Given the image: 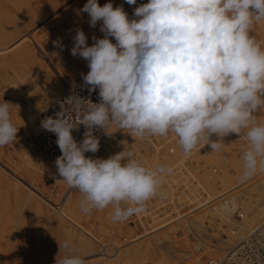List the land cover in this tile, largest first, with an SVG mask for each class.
<instances>
[{
    "label": "clouds",
    "instance_id": "clouds-1",
    "mask_svg": "<svg viewBox=\"0 0 264 264\" xmlns=\"http://www.w3.org/2000/svg\"><path fill=\"white\" fill-rule=\"evenodd\" d=\"M80 11L88 14L91 27L102 22L103 38L93 37L88 46L85 33L77 29L70 50L87 61L82 80L90 92L99 90L100 100L83 111L79 125L86 131L80 142L72 135L78 126L63 110L43 119L41 127L57 137V173L83 194L82 212L111 205L114 221L142 213L171 172L165 165H142L130 151L107 159L86 157L100 147L92 130L111 123L140 137L174 133L185 155L202 138L211 151H219L225 136L244 134L243 176L264 168V123L255 119L264 110V48L250 34L253 23L264 20V0H148L134 9L131 20L122 5L111 2L100 6L98 0H87ZM67 100L81 113L82 98ZM10 104L0 103V146L14 142L19 130ZM63 247L70 250L71 243ZM56 264L86 261L66 255Z\"/></svg>",
    "mask_w": 264,
    "mask_h": 264
},
{
    "label": "rangeland",
    "instance_id": "rangeland-1",
    "mask_svg": "<svg viewBox=\"0 0 264 264\" xmlns=\"http://www.w3.org/2000/svg\"><path fill=\"white\" fill-rule=\"evenodd\" d=\"M14 1H17V0H2V2L4 3V7L13 11V12L8 13V15L11 16V18H7L4 16V20H3L2 17H0V20H2V21H0V48L2 49L3 53H5V54L10 53L11 54L12 52H14L13 50H17L22 45L23 48H20V49H22V51L24 50L23 52H25V53L28 49V51H27L28 54L26 53V55H25V53H23V56L20 55L21 56V57H19L20 59H17L18 61L17 60L15 61V63L17 62L20 64L19 65L16 63V65H18L17 67H19L17 69L11 68L9 63L0 60V103H3L4 101L11 103L9 105V108L14 109L18 113L19 116L23 117L24 123H26L27 126H31V125L35 124L36 132H37L39 125H38V123H36L34 121L33 116L36 113V111H34V109L32 107L34 104V98L30 97V99H29V97H28V99H26L25 97H23V98L22 97L21 98L16 97V95H15L16 93H18V94H25L28 96H32L35 93L36 96H38L39 93L45 89L46 85L43 83H40L38 81V76L36 74L29 72V71L34 72V70H35V72H36V70H38V68H39L40 71L41 70L42 71L40 72L38 70L37 71V72H39L38 74L42 75L43 73H45L46 77L45 76L44 77L47 79V76H49L48 81L53 82L56 79L55 76L57 77L59 74H61V72H65L72 65L71 62L74 60V58L76 59V61H78L81 58V57L77 58V56L71 55V52H69V50H68V49L71 50V48H72V47H70L71 42L68 38H74L76 35L74 32H77V29L83 30L85 35L89 34L88 35L89 37L86 36L88 38L87 39L88 46H91V44L94 43L93 37L103 38L104 33H102L100 31V27H101L102 22H98L96 27L93 28L89 24L90 18L88 16V14L80 11L83 8V6L87 3V0H66V1L65 0H32L31 2L29 0L17 1V3L19 5H21L22 7L29 6V9L27 12H22L24 9L19 8V6H17ZM145 1L148 2V0H145ZM145 1L136 0L135 5L127 4L125 2V0H98V3L100 6H103L104 4H106L108 2H111L113 4V7L122 5L124 8V11L128 14L129 19L131 20V19L135 18L134 17V9L138 6H140L142 3L146 4ZM39 7L40 8L42 7L43 10L45 8L46 11L39 9ZM18 11H21L18 13L19 17L17 16ZM33 11H34V13H32ZM0 14H3V13L0 12ZM14 14H16L17 17H13ZM29 15L31 17H33L32 20H31V17ZM36 16H38V17H36ZM41 16H44V17L42 18ZM12 18H14V19H12ZM38 18H39V20H38ZM41 19H42V21H40ZM43 19H45V20H43ZM49 20H50V22H49ZM3 22L5 23L4 27H2ZM37 22H38V24L35 27H32L34 31L32 30V28L29 29L30 30L29 33L25 31L26 37H23V34L22 35L20 34L21 38L19 36L18 38H15L18 40L14 39V40H12V42L10 41V39H11L10 38V31H7L6 27H10V30L12 29L11 33L18 32L19 30H21V33H23L24 29L29 28L30 25H33ZM39 22H41V23L39 24ZM44 25H46V26H44ZM62 27L66 28V29L64 30ZM5 31H7V32H5ZM64 31H66V32L69 31L68 36H70V37L64 36L65 35L64 33H66ZM54 32H55V34H54ZM57 32H58V34H57ZM66 35H67V33H66ZM38 36H40V37H38ZM62 37L64 38L63 41H62ZM65 38H66V44L64 43ZM58 40L60 41L59 46H54L53 41H58ZM256 40L259 43H263L258 36H256ZM16 42L17 43L19 42L21 45L19 43L17 44ZM68 42H69V46H67ZM114 43H115V41H114ZM15 44H17L19 47ZM71 45H73V44H71ZM262 45H264V44H262ZM262 45H261V47H262ZM263 48H264V46H263ZM25 49H26V51H25ZM62 49L63 50L65 49V51H67V53L65 51H63L64 53L62 55V51H61ZM16 54H19V53H16ZM27 55H28V57H27ZM59 55H61L62 57H64V56L65 57L62 58L61 56L59 57ZM70 55L72 56L73 60H72ZM23 57H25V58H23ZM65 58L66 59L71 58L70 60H72V61H68L69 59L66 60ZM60 60H62L61 63L63 64V66L60 63ZM80 60H82V58ZM76 61L74 60L73 62L77 63ZM25 62H26V64H25ZM64 64L66 66H64ZM30 65H32V67L27 68L28 66L30 67ZM59 66L62 68L63 71L61 70V68ZM64 67H65V70H64ZM66 67H67V69H66ZM25 68H27L29 71ZM35 68H37V69H35ZM53 68H55V69H53ZM32 69H34V70H32ZM43 69H45L47 71V75H46V71ZM50 69L51 70L53 69V70L51 71ZM48 70L50 72H48ZM54 70H56V71H54ZM22 71H25V72H22ZM53 78H55V79H53ZM74 82H76V81H73L71 86L74 84ZM38 89H40V90H38ZM63 92H65V91H63ZM60 95H57L56 97H58ZM20 104H21V106H19ZM255 119H256L257 123H261V119L258 116H256ZM12 123L19 129L18 133H17V138L12 143H9L5 146H0V169H1V171L3 170V172L6 174L8 180H11L13 182L16 180H20V181H22L24 186L21 185V189H20L21 194H20V193H16L15 187L13 186L12 183H10V182L6 183V181H4V180H1V182H0V217H2L0 219V230H3V231H0V259H4L3 257L8 258V257H11L12 255H16L17 256L16 259H18V260H22V259L28 260L29 258H31L33 256V254L34 255L35 254H41L42 252L45 253L46 251H50L51 249L59 250V245H61L62 248L61 247L60 248L63 250L64 249L63 243L65 241H69L71 243V245L76 244V243L77 244H80V243L87 244V245H89V248H91L92 244L97 242V244H95L96 250L94 252H91L92 254L89 253L86 255H78L79 254L78 252H73V251L72 252H70V251L65 252L66 255H78V256L85 259L86 264H91L94 261V258L97 259V257L99 258V257L106 256V254L104 255V252L101 250V248L105 247L103 242L99 241L96 237H94V231H96V230L98 232H100V235L105 237L106 243H113L114 245H118V246L122 245L124 248H126L127 246H131L132 243H129V241H131L130 239H132L134 236L132 238H130V236L133 235L134 233L138 232V230L136 228H138L139 231L141 232L140 227L136 226V228H134V227L128 225L126 223V220L114 221L112 219V214H113L114 209H113V206H111V205H109L104 210L92 209L88 213L82 212L80 209V202L83 199V194L80 193L78 190L71 188V189H69V191L67 192V195H66V191L68 190L69 186L67 185V183L64 180H62V178L60 176L56 175L54 173V171L51 170V169H55V166H56L54 164L53 160H51L50 158L45 156L41 151H38L39 153L41 152L40 153L41 155H43L42 156L43 158L40 159V161H41L40 165H38L37 163H32L27 159H24L25 157H23V155H22L23 154V147L28 146L29 142L28 143L26 142L28 140L25 139V136L22 133L21 128H19L20 125H18L17 123H14L13 121H12ZM128 134H130V132H128ZM131 134H132V132H131ZM123 135H124V132L122 134L120 133V135L118 134V136L115 139L116 141L114 140L113 142L110 143L111 144L110 146L113 149H115L117 147V146L115 147L114 144L119 140V138H120L119 136H123ZM129 136H133V135H129ZM129 136H127L126 139ZM213 136L216 137L215 135H213ZM213 136L211 138H213ZM230 136H232V135L229 134V137ZM133 137H135V136H133ZM133 137H131V139L129 137L130 140L128 139V140H126V142L128 144L133 143L134 140H132V139H135ZM161 137H164V136H161ZM242 138L244 139L245 136L244 137L242 136ZM224 139H225V137H224ZM224 139L220 141L221 145L223 144L224 147L222 145L219 151H215V152L213 151L214 153H216L213 155H214V157L217 156L216 158L218 160H220V164H217V165L220 168L222 167L223 170H225L227 168V170L229 171L235 165H237L238 159H239V161L240 160L242 161V159L237 157L238 156L237 152H234V150H233V147L235 146V144L234 145L230 144V143L234 142L233 136L230 137L232 142L230 141L229 144H225ZM203 140H204L203 143H205V141H206V149H203V147L205 145L200 146V149L202 148V150H204L206 152V154H208V156H209V154L212 153V151L209 153V151L211 149L209 146H207L208 141L206 139H203ZM17 144H19V146ZM134 147H135V144H134ZM170 147L173 148L172 149L173 151H171ZM118 148H120V146H118L116 149H118ZM167 148H168V151H170L172 154H174V155L178 154L177 152L179 151V149L177 148V145H175V144L170 145L169 144V146L167 145ZM175 148H177V150ZM108 149H110V147L104 148L100 153L103 155V153L105 152L104 154H106ZM137 149H139V146L137 147ZM140 149H141V147H140ZM195 149L196 150H194V149L192 150V153L188 154L189 156L185 155L184 157L188 158V157H190L191 154H194V152L200 150L197 148V146ZM37 150H39V149H37ZM124 150L126 153V149H124ZM227 150H228V152H227ZM100 153L98 155H100ZM226 153L228 154V156ZM139 154H141L140 151H138V150L135 151L133 153L134 159H137V157L139 158ZM206 156L207 155H205V157ZM208 156L206 158L203 157L202 159L206 160L208 158ZM184 157H182V159H186ZM194 157L191 156L190 159H193ZM222 157L223 158L225 157L226 160H224ZM235 157L237 160L235 159ZM44 161L45 162L47 161L48 163H45ZM224 163L226 164V166H224L225 165ZM41 164H42V166H41ZM221 164L223 166H220ZM5 165L8 167L6 168ZM44 165H47L49 168L48 167H47V169L44 168L43 167ZM2 166L5 168H3ZM215 166H216V164H215ZM41 169H43V171ZM215 169L216 168L213 166V168L210 169V172L214 171ZM49 170H50V172H49ZM262 170L263 169L261 167L257 168V171L254 173L256 175L255 180L249 186H247V187L245 186V188L244 187L238 188L236 190H234L236 188L235 185L233 186L235 188H233V187L230 188V189H233L231 191L235 194L234 198H236L238 200V196H242L241 197L242 203L245 205V207H247V208L249 206L253 207V208L252 207L248 208V209L251 208L252 211H251V209L247 211V208H246L247 213L248 212L249 213L247 214L245 212L244 217H252L255 213H257V211H258V213L261 212L260 208H261V210H262V208H264V180H263L264 179V172L260 173ZM241 172H243V171H241ZM230 178H232V177H230ZM233 179H234V177L232 179H229L228 177L223 178V181H224L223 183H225L228 180L227 182H229L230 185L234 184V182L237 180V177H235V181H233ZM230 182H233V183H230ZM227 191H229V189H227ZM232 192H230V191H229V193L227 192L225 194V196L226 195L231 196ZM30 194H33L32 197L35 200L32 203V205L29 204V202H31V199L29 200V197L31 196ZM37 201H39V203L41 204V206L44 210L42 215L39 214L40 216H38V211L36 210V204L35 203ZM221 202L223 203L222 200H221ZM163 203H166V202H163ZM159 204L160 203L158 202V205ZM160 205H162V203ZM127 206H128V204H126V203L121 204L122 208L127 207ZM156 208H157V206H156ZM176 210L180 214L181 211H179L178 207L176 208ZM193 210H194V208L191 209L190 211H193ZM252 212H253V214H252ZM3 213H4V215H3ZM261 213H262V215L264 214L263 212H261ZM7 214H8V216H7ZM246 214L248 216H246ZM38 219H39V221H38ZM209 220L210 219L205 220V218H204L203 223H202V227H201V225L199 226V225L195 224V222H193V224H191V222H189V224L191 226H193L194 230H196L200 235H202L203 237L207 236V239L209 240L208 243L211 245V249L209 250L208 254L210 255L213 252H214L213 254H216L218 250L219 251H222V250L227 251L228 248L229 249L232 248L231 244H229V243L226 244V240L228 239L227 234H228V232H230L229 230L231 228H236V227H232V226H229L227 224H224L222 226H220V224L218 225L219 221H218V218H216L215 216L212 217L210 222H209ZM240 221H242V220H239L238 222H240ZM180 222H182V221H180ZM187 223H188V221H186L183 224L185 225ZM171 224H172V222H171ZM34 225H36V226H34ZM165 225H163V226H165ZM168 225H170V223H168ZM184 225H183V227H184ZM163 226H159L158 228L163 227ZM195 226H197V227H195ZM183 227H181L182 228L181 230L184 229ZM13 228H14V230H13ZM158 228H156V229H158ZM166 228H168V227L161 229L159 232L158 231L153 232L154 233L153 234V233H151L152 230L149 231V228L147 230V228L145 226L142 233L145 232V230H147V233L145 234V236L143 233L144 237H141V240L139 239L137 242H135L133 244L140 243L142 240H148L149 238L155 239L157 237V235L160 234L162 232V230H165ZM217 228H220V230ZM4 229H6V230H4ZM119 234H121V237H118ZM127 234H129V235H127ZM150 235H152V236H150ZM23 236H24V238H23ZM21 238L23 239V241ZM164 238L165 237L161 238L160 241L158 240L157 243L159 244V247H160L162 253H164V255L167 258H172L176 253H178V250H176V248L173 247V245H174L173 243L170 244L171 242H168L169 237H167L168 240H167V238H165V239ZM151 239H149V240H151ZM172 239H173V241L177 242L178 237L174 234ZM18 241H20L21 243ZM127 241H128V244H126ZM239 241H240V239H238V242ZM6 242H7V244H6ZM100 244H101V247H99ZM13 245L15 247H12ZM230 245H231V247H230ZM21 246H22V248H21ZM184 246H185L183 248L184 250L182 249L183 256L185 255L183 257V260H182L183 264L185 262H187L188 257H190V256L187 257V255H190L188 253V249L190 248L189 242L187 241L184 244ZM11 247H12V250H11ZM123 247L121 249H124ZM47 248L49 250H47ZM142 249L143 248H141L140 251L138 250L139 252L137 251V253H135V255L133 254L134 255L133 257L135 258L136 262H139V264H144V263H147V264H156L157 263L158 264L159 260L161 261V259H159V257L150 256V255L147 256L145 253H143L144 249L143 250ZM18 250L20 253L18 252ZM36 250H38V251L36 252ZM100 250H101V252L98 253ZM4 252H6V253H4ZM107 253H109V255H113V254L115 255L117 252L111 253V252L107 251ZM120 253H121V250H120ZM186 253H188V254H186ZM5 255H7V256L9 255V256L6 257ZM19 255H21L22 257ZM66 255H64V256H66ZM117 255H119V254H117ZM18 256L20 259L18 258ZM224 256H226V255H224ZM15 257L12 256V258H15ZM116 258H117V256H116ZM116 258L113 257V259H116ZM215 258H217V257H215ZM104 260H106V259H104ZM51 264H56V262H53Z\"/></svg>",
    "mask_w": 264,
    "mask_h": 264
},
{
    "label": "bare ground",
    "instance_id": "bare-ground-1",
    "mask_svg": "<svg viewBox=\"0 0 264 264\" xmlns=\"http://www.w3.org/2000/svg\"><path fill=\"white\" fill-rule=\"evenodd\" d=\"M17 1H19V0H17ZM17 1H14L15 2V4L17 5V6H19V8H23L24 10L22 11V12H27L28 11V9H29V6H26V7H22L21 5H19L18 3H17ZM30 2L32 1V0H29ZM66 1V0H65ZM143 1H145V0H143ZM145 3H147V1H145ZM143 4V3H142ZM141 4V5H142ZM9 5V4H8ZM29 5V4H28ZM39 9H41V10H43V8L41 7H39ZM34 10V9H33ZM44 10L46 11V9L44 8ZM43 10V11H44ZM48 11V10H47ZM0 12L1 13H3V14H0V17H2V19L4 20V16L5 17H7V18H11V16L10 15H8V13H11V12H13V11H11V10H9V9H7V8H5L4 7V3L2 2V0H0ZM19 12H21V11H18L17 12V16L19 17ZM32 13H34V11L32 12ZM39 13V12H38ZM37 13V14H38ZM47 15V14H46ZM16 16V14H14V16L13 17H17ZM30 16V15H29ZM40 16V15H39ZM31 17V16H30ZM36 17H38V16H36ZM42 18L44 17V16H41ZM32 18L33 17H31V20H32ZM12 19H14V18H12ZM38 20H39V18H38ZM43 20H45V19H43ZM0 21H2V20H0ZM40 21H42V19L40 20ZM32 22V21H31ZM34 22V21H33ZM44 22V21H43ZM49 22H50V20H49ZM41 22H39V24H40ZM4 22H3V26L2 27H4ZM32 24V23H31ZM38 24V22L37 23H35V24H33V25H30V27L29 28H27V29H24V32L23 33H21V30H19L18 32H13V33H11L12 32V29L10 30V27H6V29H7V31H10V41L12 42V40H14L15 38H18L19 36H20V38H21V35L23 34V37H26L25 36V31L26 32H28L29 33V29L30 28H32V27H35L36 25ZM43 24V23H42ZM44 26H46V25H44ZM43 27V26H42ZM64 30L66 29V28H64V27H62ZM9 29V30H8ZM62 29V30H63ZM68 29V28H67ZM32 30H33V28H32ZM39 30V29H38ZM7 31H5V32H7ZM34 31V30H33ZM36 31V30H35ZM32 32V31H31ZM44 32V31H43ZM64 32H66V31H64ZM50 33V32H49ZM66 33H67V35H66ZM66 33H64L65 35L64 36H68V33H69V31L68 32H66ZM75 34H76V32H74ZM21 34V35H20ZM53 34V33H52ZM54 34H55V32H54ZM57 34H58V32H57ZM56 34V35H57ZM250 34L252 35V36H254L255 38H256V36H258L260 39H261V41L263 42V43H260L261 45L262 44H264V20H262V21H260V22H254L253 23V26H252V29H251V32H250ZM27 35V34H26ZM45 35V34H44ZM89 35V34H88ZM88 35H86V36H88ZM28 36V35H27ZM55 36V35H54ZM72 36V35H71ZM22 37V38H23ZM38 37H40V36H38ZM68 37H70V36H68ZM67 37V38H68ZM73 37V36H72ZM89 37V36H88ZM91 37V36H90ZM51 38V37H50ZM52 39V38H51ZM69 40H70V42H71V44H74V38H68ZM88 39V38H87ZM90 39V38H89ZM110 39H112V42L114 43V41H115V39L114 38H111L110 37ZM15 40H18V39H15ZM64 40V38L62 37V41ZM68 41V40H67ZM94 41V40H93ZM14 42V41H13ZM17 43V42H16ZM19 43V42H18ZM17 43V44H18ZM64 43L66 44V38H65V41H64ZM92 43V42H91ZM17 44H15V45H17ZM20 44V43H19ZM70 44V47H73V45H71ZM88 44V43H87ZM90 44V43H89ZM21 45V44H20ZM18 46V45H17ZM16 46V47H17ZM67 46H69V42H68V45ZM66 46V47H67ZM91 46H92V44H91ZM263 46L264 45H262V48H263ZM19 47V46H18ZM17 47V48H18ZM65 47V48H66ZM69 47V48H70ZM20 48H23L22 47V45L17 49V50H13L14 52H12L11 54L10 53H8V54H5V53H3L2 52V49L0 48V60H2V61H4V62H7V63H9V65L11 66V68H15V69H17V68H19V67H17L18 65H16V63H15V61L17 60V59H20L19 57H21L20 55H22L23 56V53H25V52H23L22 51V49H20ZM64 48V47H63ZM68 49V48H67ZM69 50V52H71L70 51V49H68ZM25 51H26V49H25ZM27 51H28V49H27ZM26 51V53L28 54V52ZM62 51V55H63V51H65V49L63 50H61ZM66 53H67V51H65ZM16 53H19V54H16ZM26 53H25V55H26ZM70 54V53H69ZM65 55V54H64ZM61 55H59V57H60ZM68 56V55H67ZM71 56V55H70ZM69 56V57H70ZM27 57H28V55H27ZM62 57V56H61ZM65 57V56H64ZM64 57H62V58H64ZM79 56H77V58H78ZM23 58H25V57H23ZM71 58H72V56H71ZM70 58V59H71ZM80 58V57H79ZM22 59V58H21ZM66 59V58H65ZM69 59V58H68ZM68 59H66V60H68ZM68 60V61H72L73 60V58H72V60ZM81 59V58H80ZM78 60V61H76V59L74 58V60L77 62V63H75V62H71L72 63V65L67 69V67H66V71L65 72H61V74H59L57 77L55 76V78H53V79H55L53 82L52 81H48V79H49V76H47V79L45 78L46 76H45V73H43L42 75L41 74H38L39 72H37L38 70L40 71V69L38 68V70H36V72H35V70L34 69H32V70H34V72L33 71H29L27 68H31L32 67V65H30V67L28 66L27 68H25V69H27L29 72H31V73H33V74H36L37 76H38V81L40 82V83H43V84H45L46 85V87H45V89L44 90H42L40 93H39V95L38 96H36V94L34 93L32 96H28V95H25V94H18V93H16L15 95H16V97H25L26 99H28V97H29V99H30V97H33L34 98V104H33V109H34V111H36V113L34 114V116H33V118H34V121L36 122V123H38V129H37V132H36V127H35V124H33V125H31V126H27L26 125V123H24V120H23V117H21V116H19L18 115V113L14 110V109H10V114H11V118H12V121L14 122V123H17L18 125H20L19 126V128H21V131H22V133L24 134V136H25V139L26 140H28V141H26L27 143L29 142V145L28 146H25V147H23V157H25L24 159H27V160H29L30 162H32V163H37L38 165H40V159L41 158H43L42 156L43 155H41L38 151H40V150H37L38 148L35 146V144H34V138L36 137V135L40 132V129H41V117H40V111L42 110V108L46 105V104H48L50 101H53V99H55V97L57 96V95H60L63 91H67L68 89H69V87L71 86V84H72V82L73 81H77V80H79V79H81L82 78V73L83 74H87V72L89 71V69H88V66H87V61L85 60V59H83L82 58V60ZM18 61V60H17ZM67 61V62H68ZM57 62V61H56ZM55 62V63H56ZM59 62V61H58ZM62 62V60H60V63ZM24 63V62H23ZM59 63V64H60ZM17 64H19V63H17ZM25 64H26V62H25ZM58 64V63H57ZM62 64V63H61ZM20 65V64H19ZM24 65V64H23ZM56 66V65H55ZM62 66H63V64H62ZM64 66H66L65 64H64ZM35 67V66H34ZM58 67V66H57ZM60 67V66H59ZM21 68V67H20ZM24 68V67H23ZM61 68V67H60ZM35 69H37V68H35ZM42 69V68H41ZM53 69H55V68H53ZM52 69V70H53ZM57 69V68H56ZM43 70H45V69H43ZM51 70V69H50ZM51 70V71H52ZM61 70H62V68H61ZM64 70H65V67H64ZM42 71V70H41ZM40 71V72H41ZM46 71V70H45ZM54 71H56V70H54ZM63 71V70H62ZM22 72H25V71H22ZM48 72H50L49 70H48ZM49 74V73H48ZM46 75H47V71H46ZM57 75V74H56ZM45 76V77H44ZM39 83V84H40ZM48 83V84H47ZM75 83V82H74ZM40 88V87H39ZM18 89V88H17ZM41 89V88H40ZM40 89H38V90H40ZM37 90V91H38ZM57 98V97H56ZM22 100V99H21ZM18 104V103H17ZM19 106H21V104L19 105ZM256 116H258L260 119H261V123H264V110H260V111H258L256 114H255V117ZM23 124V125H22ZM115 132H118V134L120 135V133L122 134L123 132H124V135L123 136H119L120 138H119V140L114 144L115 145V147L117 146H120V148H118V149H113L111 146H110V149H108V151H107V153L106 154H104L103 153V155L100 153V155H96L93 159H95V158H104V159H107L109 156H111V155H113V154H116V153H119V152H122V151H125L124 149H126V153L127 152H132V153H134L135 151H140L141 152V154H139V158L137 157V161L139 162V163H141L142 161L144 162V166H146V167H148V168H155V167H157V166H160V165H165V166H167V167H170L171 168V172L170 173H166L164 176H163V179H162V183H161V185L159 186V189H158V192L157 193H159L160 192V195H162V196H164L163 197V199H161V198H158V197H154V198H156V201H157V206L158 207H160L161 205V203L163 204V202H166V205L168 206V207H170V209L169 210H173V211H175V212H177V210H176V208L178 207V204L180 203H182V204H185V206L187 207L188 206V208L189 209H193L194 208V210L193 211H190L188 214H190V215H188L187 217H185V218H183L182 219V222H179V223H172V224H170V225H168V223L165 225L164 223L165 222H168L169 221V218L168 217H165V218H161V216L162 215H157V217H155V216H153V219L151 220V223L150 224H147V226H146V228H147V230H148V228H149V231L150 230H152V232L151 233H153V232H156V231H160L161 229H163V228H165V227H168V228H166L165 230H162V232L160 233V234H158L157 235V237L155 238V239H151V238H149V239H151V240H142L140 243H136V244H133V243H135V242H137L141 237H144L145 236V234L147 233V230H145V232H143L144 233V236H143V233H142V231L141 232H136V233H132L133 235H131L130 236V238H132L133 236H135L136 237V235H137V233L138 234H141L140 236H138V237H136L135 239H130L131 241H129V243H132L131 244V246H125L126 248H124L122 245L121 246H119V249L121 250V253H120V250L118 249L117 250V253L114 255H109V253H107V252H104V255L106 254V256H104V257H97V259H95L94 257V261L91 263V264H139V262H136V260H135V258L133 257L134 255H135V253H137V251L139 250H141V248H143L142 250H143V253H145L147 256L148 255H150V256H156V257H159V259H161V261L159 260V263L160 262H163L164 264H183L182 263V260H183V257L185 256H183V253H182V249L185 247L184 246V244L187 242V240H185L186 238H184V236H183V233H182V231L183 230H181L182 228L181 227H183V223H185L186 221H188V223L189 222H191V224H193V222H195V224H197V225H201V227H202V223H203V220H204V218H205V220H207V219H212V217L213 216H215L216 218H218V221H219V223H218V225L220 224V226H222V225H224V224H227V225H229V226H232V227H236V228H231L229 231L230 232H228V239L226 240V244L227 243H229V244H231L232 245V248H228L227 249V251L225 250V251H217V253L216 254H213L212 252V254H208V257H217L218 259H221V260H223L224 258H226V256L228 255V253L237 245V244H239L245 237H247L254 229H256L259 225H261L263 222H264V214L262 215V213L261 212H263L264 213V208H262V210H261V208H260V211L261 212H259L258 213V211H257V213H255L252 217H243V219H242V221H240V222H238V221H235V220H233L232 219V215H231V213H230V208H228L227 207V205H226V202H225V200L226 199H228V198H232V199H235L236 201L234 202V204L235 205H237L238 204V200L236 199V198H234V196H235V194L231 191V190H233V189H230V188H232L234 185L236 186V183H237V180H238V177H242L243 176V172H241V171H243V160L241 161H239V159H238V163H237V165H235L231 170H227V168L225 169V170H223L222 169V167L220 168L217 164H220V160H218L216 157L217 156H215L214 157V155L213 154H216V153H214L213 151H212V153H210L211 152V150L209 151V156H208V154H206V152L204 151V150H202V148L200 149V150H198V151H196V152H194V154H191L190 155V157L191 156H195L193 159H190V157H188V158H186V157H184L185 156V154H184V152H183V150H182V148H181V146L179 145V142H178V138L176 137V135L174 134V133H171V132H169L168 133V135L167 136H164V137H161V136H159V135H145V136H143V137H140V136H135V135H133V134H131V130L130 129H120L119 128V126H118V124L117 123H113L111 126H110V128H109V133H115ZM128 132H130V134H128ZM129 135H133V136H135V137H133V136H129ZM230 135H232L233 136V139H234V142L233 143H230V141H231V139H230V137H232V136H230L229 137V135H227V136H225V139H224V141H225V144H235V146L233 147V150H234V152H237V154L239 153V150H240V144L238 145V143H236V137H238V136H236V135H234V134H230ZM243 135V134H242ZM127 136H129L130 137V139H131V137H133V138H135V139H132V140H134V142L133 143H127L126 142V140H128L129 139V137L126 139V137ZM236 136V137H235ZM245 136V135H244ZM243 136V137H244ZM137 137V138H136ZM125 138V139H124ZM239 138H241V139H243L242 138V136H240ZM245 138H246V136H245ZM129 139V140H130ZM203 139H205V138H203ZM211 139H213V140H216L217 138L216 137H214L213 136V138H211ZM125 140V141H124ZM207 140V139H206ZM25 141V140H24ZM116 141V140H115ZM204 141V140H203ZM206 142V141H205ZM223 142V141H222ZM232 142V141H231ZM151 143H154V146H158L157 148H156V152L154 153V154H152L151 152H150V150H149V148H150V146H152V144ZM134 144H135V147H134ZM169 144L171 145V144H175V145H177V148L179 149V151L177 152L178 154H172L170 151H168V148H167V145L169 146ZM18 146H19V144H17ZM21 145V144H20ZM223 145V144H222ZM221 145V146H222ZM139 146V149H140V147H141V149L139 150V149H137V147ZM208 146V145H207ZM238 146H239V149H238ZM223 147H224V145H223ZM171 148V147H170ZM177 148H175L176 150H177ZM196 148V147H195ZM194 148V150H196ZM136 149V150H135ZM203 149H206V145L203 147ZM225 149V148H224ZM223 149V150H224ZM111 151V152H110ZM225 151V150H224ZM230 151V150H229ZM170 152V153H169ZM192 152V151H191ZM227 152H228V150H227ZM139 153V152H138ZM225 153V152H224ZM227 154V153H226ZM225 154V155H226ZM231 154V153H230ZM138 155V154H137ZM205 155H207L208 156V158L205 160V159H202L203 157H205ZM99 156V157H98ZM189 156V155H188ZM206 156V157H207ZM227 156H228V154H227ZM233 156V155H232ZM135 157V158H136ZM182 157H184V158H186V159H182ZM205 157V158H206ZM226 157V156H225ZM225 157L223 158L224 160H226L225 159ZM237 157H239V158H241L242 159V157L238 154V156ZM134 158V157H133ZM215 158V159H214ZM13 159V158H12ZM235 159H236V157H235ZM213 160V161H212ZM223 160V161H224ZM237 160V159H236ZM23 161V160H22ZM185 161H188V162H190V163H192L194 166H195V164H198V166H197V168L201 171V172H205V171H207V169L209 168V167H211V168H213V166L216 168L214 171H213V176H210V177H208V176H206V175H208L206 172H205V174L204 175H195V176H193L194 178H196V181H197V183L199 184V186H201L202 188H203V190H201V191H199V190H196V188L195 187H193L192 185H190V180L189 179H191V178H188L187 176H185V174H183V173H181L182 172V170H181V168H182V166L184 165V164H186L187 162H185ZM222 161V160H221ZM14 162V161H13ZM45 162V161H44ZM212 164H211V163ZM229 162V161H228ZM10 163V162H9ZM45 163H48L47 161L45 162ZM222 163V162H221ZM233 163V162H232ZM31 164V163H30ZM55 164V163H54ZM215 164H216V166H215ZM225 164V163H224ZM26 165V164H25ZM34 165V164H33ZM228 165V164H227ZM232 165V164H231ZM41 166H42V164H41ZM187 166V165H186ZM185 166V167H186ZM220 166H223L222 164L220 165ZM224 166H226V164L224 165ZM3 167V166H2ZM1 167V168H2ZM5 167L7 168L8 166H6L5 165ZM5 167H3V168H5ZM44 168H46L47 169V165H44L43 166ZM21 168V167H20ZM43 168V169H44ZM49 168V167H48ZM220 168V169H219ZM225 168V167H224ZM9 169V168H8ZM7 169V170H8ZM34 169V168H33ZM43 169H41L42 171H43ZM51 169V168H50ZM183 169V168H182ZM222 169V170H221ZM263 170L260 172V173H263L264 172V168H262ZM19 170V169H18ZM52 171H54V173L56 174V175H58V173H57V169H56V166H55V169H51ZM179 170V172H177V173H174L175 171H178ZM213 170V169H212ZM221 170V171H220ZM33 171V170H32ZM37 171V170H36ZM49 172H50V170H49ZM212 172V171H211ZM27 173V172H26ZM41 173V172H40ZM36 174V173H35ZM59 176V175H58ZM177 177H180V178H178L177 180V182H175V183H173V184H176L177 185V189H175L174 187H172V184H170V186L167 184L168 183V181H169V179L170 178H172V181H174ZM188 179H187V178ZM229 178V179H232L233 177H234V179H233V181H235V177H237V180L234 182V184H229V182H225V183H223L224 181H223V178ZM230 177H232V178H230ZM62 178V177H61ZM261 178V177H260ZM1 180H4V181H6V183L7 182H10V183H12L13 184V186L15 187V191H16V193H20L21 194V185H23V183H22V181H20V180H16V181H11V180H8L7 179V176H6V174L3 172V170L1 171V169H0V182H1ZM264 180V179H263ZM24 182V181H23ZM9 183V184H10ZM230 183H233V182H230ZM201 184V185H200ZM24 186V185H23ZM233 188H235V187H233ZM245 188V187H244ZM8 189V188H7ZM6 189V190H7ZM227 189H229V191L230 192H232V195L230 196V195H226L225 196V194L228 192L229 193V191H227ZM3 191V190H2ZM235 192V191H234ZM78 193V192H77ZM234 194V195H233ZM31 195V196H30ZM29 196V200L31 199V202H29V204H31L32 205V203L35 201L34 199H33V194H30ZM36 195V194H35ZM33 199V200H32ZM159 200V201H158ZM221 200L223 201V203L221 202ZM28 201V200H27ZM42 202V201H41ZM158 202L160 203L159 205H158ZM36 210L38 211V216H40L39 214H41L42 215V213H43V208H42V206H41V204L39 203V201H37L36 203ZM243 204V203H242ZM30 205V206H31ZM244 205V204H243ZM247 205V204H246ZM251 205V204H250ZM245 206V205H244ZM249 206V205H248ZM7 207V206H6ZM249 207H252V206H249ZM248 207V208H249ZM245 208H247V207H245ZM247 208V211L248 210H250V209H248ZM253 208V207H252ZM188 209V210H189ZM197 210V211H196ZM62 211V210H61ZM247 211H246V213H247ZM251 211H252V209H251ZM9 212V211H8ZM197 212V213H196ZM15 213V212H14ZM249 213V212H248ZM247 213V214H248ZM9 214V213H8ZM8 214H7V216H8ZM37 214V213H36ZM35 214V215H36ZM246 214V216H248ZM252 214H253V212H252ZM3 215H4V213H3ZM164 215H166V214H164ZM28 217V216H27ZM36 217V216H35ZM2 217H0V219H1ZM10 218V217H9ZM8 218V219H9ZM42 218V217H41ZM7 219V218H6ZM156 219H158V225H157V223H156ZM210 220H209V222H210ZM37 221V220H36ZM38 221H39V219H38ZM8 222V221H7ZM34 222V221H33ZM5 223V222H4ZM9 223V222H8ZM7 223V224H8ZM149 223V222H148ZM6 224V223H5ZM4 225V224H3ZM17 225V224H16ZM163 225H165V226H163ZM7 226V225H6ZM9 226V225H8ZM34 226H36V225H34ZM159 226H163V227H160V228H158ZM198 226V227H199ZM219 226V227H220ZM5 227V226H4ZM195 227H197V226H195ZM200 227V228H201ZM136 228V227H135ZM156 228H158V229H156ZM199 228V229H200ZM39 229V228H38ZM137 230H139L138 228H136ZM217 229H219L220 230V228H217ZM4 230H6V229H4ZM13 230H14V228H13ZM19 230V229H18ZM44 230V229H43ZM198 230V229H197ZM0 231H3V230H0ZM39 231V230H38ZM199 231V230H198ZM204 231V230H203ZM37 232V231H36ZM43 232V231H42ZM131 232V231H130ZM121 233V232H120ZM150 233V232H149ZM148 233V234H149ZM6 234V233H5ZM43 234V233H42ZM122 234V233H121ZM121 234H119L118 235V237H121ZM154 234V233H153ZM152 234V235H153ZM172 234V235H171ZM176 235L177 237H178V239H177V242L176 241H173V235ZM20 235V234H19ZM23 235V234H22ZM127 235H129V234H127ZM152 235H150V236H152ZM21 236V235H20ZM37 236V235H36ZM169 237V241L168 242H171L170 244H174L173 245V247L174 248H176V250H178V253H176L172 258H167L165 255H164V253H162V251H161V249H160V247H159V244L157 243V241L159 240H161V238H163V237H165V238H167V237ZM26 237V236H25ZM29 237V236H28ZM127 237V236H126ZM23 238H24V236H23ZM128 238V237H127ZM148 238V237H147ZM164 238V239H165ZM22 239V238H21ZM121 239V238H120ZM238 239H240V241L238 242ZM141 240V239H140ZM167 240H168V238H167ZM21 241V240H20ZM20 241H18V242H20ZM22 241H23V239H22ZM166 241V240H165ZM21 243V242H20ZM184 243V244H183ZM6 244H7V242H6ZM5 244V245H6ZM18 244V243H17ZM23 244V243H22ZM28 244V243H27ZM95 244H97V242H95L94 244H92V246H91V248H89V245H87V244H83V243H80V244H72L71 245V249L70 250H68V249H61V248H59V250H57V249H51L50 251H44L45 253H41V254H33V256L31 257V258H29L28 260H24V259H22V260H18V259H16L17 258V256L16 255H12V256H16L15 258H12V256L11 257H8L7 255H5L6 257H8V258H5V257H3L4 259H0V264H51V263H53V262H56V259L57 260H60V259H62V258H64L65 256L64 255H66L65 254V252H67V251H70V252H78L79 254L78 255H86V254H92L91 252H94L96 249H95ZM126 244H128V241L126 242ZM15 245V244H14ZM12 246V247H15V246ZM120 245V244H119ZM231 245H230V247H231ZM34 246V245H33ZM116 246H118V245H116ZM172 246V245H171ZM170 246V247H171ZM12 247H11V250H12ZM17 247V246H16ZM99 247H101V244L99 245ZM103 247V246H102ZM124 248V249H121V248ZM190 247V246H189ZM6 248V247H5ZM21 248H22V246H21ZM27 248V247H26ZM35 248V247H34ZM33 248V249H34ZM116 248H118V247H116ZM19 249V248H18ZM14 250V249H13ZM17 250V249H16ZM23 250V249H22ZM47 250H49L48 248H47ZM103 250V249H102ZM184 250V249H183ZM27 251V250H26ZM38 250H36V252H37ZM138 251V252H139ZM146 251V252H145ZM174 251V250H173ZM180 251V252H179ZM16 252V251H15ZM18 252H19V250H18ZM101 252V250L98 252V253H100ZM185 252V251H184ZM216 252V251H215ZM4 253H6V252H4ZM20 253V252H19ZM35 253V252H34ZM40 253V252H39ZM226 253V254H225ZM117 254H119V255H117ZM134 254V255H133ZM186 254H188V253H186ZM139 255V254H138ZM224 255H226V256H224ZM19 256H21V255H19ZM19 256H18V258H19ZM31 256V255H30ZM116 256H117V258H116ZM188 256H190V257H188ZM22 257V256H21ZM113 257H115L116 259H113ZM187 257H188V261L189 260H192L193 258H194V256H192V255H187ZM20 259V258H19ZM104 259H106V260H104ZM144 264H147V263H144ZM157 264V263H156Z\"/></svg>",
    "mask_w": 264,
    "mask_h": 264
},
{
    "label": "built area",
    "instance_id": "built-area-1",
    "mask_svg": "<svg viewBox=\"0 0 264 264\" xmlns=\"http://www.w3.org/2000/svg\"><path fill=\"white\" fill-rule=\"evenodd\" d=\"M98 89L96 91H89L88 87L84 85V81L81 79L77 80L72 86L69 87V89L65 92H63L60 96L55 98L53 101L49 102L40 112L41 121L45 119L46 117H53L55 118V114L60 111H64L67 115V117L70 119V121L74 124V126H78L76 129L72 130V135L74 139L77 142H80L83 140V134L86 131L85 127L83 125H79V121L82 118L83 111L86 110L90 104L92 103H98L100 98L98 95ZM77 95L80 98H82L84 101L81 102V113H77L74 110V104L70 103L67 99L72 96ZM113 123H111L109 126H106L104 129L100 128H94L93 135L98 137L100 140V147L98 152L91 153L87 152L85 153L86 157L94 158L97 154H99L104 148H109L110 143L113 142L116 137L118 136V132L115 133H109V128ZM236 135V134H235ZM237 136V135H236ZM241 136H244L241 135ZM56 135L52 132L46 131L44 129H40V132L36 135L34 138V144L35 146L48 158L53 160L55 162L56 158L61 155V151L59 147L56 144ZM236 143L238 145L240 144V150L239 155L242 157L243 153L248 148V141L247 139H241L236 137ZM152 146H150L149 150L152 154H154L157 150L156 148L158 146H154V143H151ZM206 145V142L203 143V138L198 142L196 145L199 149L200 146ZM173 148H171V151ZM239 149V146H238ZM192 153V152H191ZM184 164L181 168L183 174L187 176L190 180V185L196 188V190H203L201 186L196 181V178L193 176L195 175H204L205 172L208 174L206 176H213V171L210 172L211 167L207 169L204 173L201 172L197 166L198 164H195V166L188 162ZM142 165H144V162H141ZM187 165V166H186ZM186 166V167H185ZM178 171H175L174 173H177ZM186 177V178H187ZM256 175L253 174L248 177H238L237 183H236V189L247 187L250 184L253 183L255 180ZM177 177L174 181H172V178L169 179L168 185L172 184V187L177 189ZM187 178V179H188ZM201 185V184H200ZM71 189L70 187L66 191L67 192ZM155 197L163 199L164 196L160 195V192L157 193ZM242 196H238V204L235 205L234 202L235 199L228 198L225 200L226 205L228 208H230V213L232 215V219L235 221L242 220L245 216L246 208L242 204ZM134 206V205H132ZM156 198H152L149 201L146 202L145 211L139 214H133L131 217L126 219V223L132 227L139 226L140 230L143 231L144 227L147 226V224L151 223V220L153 219V216L157 217V215H162L161 218L168 217L169 221L165 222L167 223H179L182 221L183 218L187 217L188 212L191 210L186 207L185 204H178V209L180 212H175L173 210H169L170 207L166 205V203H163L160 207L157 206ZM189 209V210H188ZM183 212V213H182ZM166 214V215H164ZM149 222V223H148ZM158 219H156V223L158 225ZM184 225V224H183ZM183 236L186 238L190 244V248L188 249V253L194 258L192 260H189L185 262L184 264H264V222L259 225L256 229H254L247 237H245L239 244H237L224 258L223 260L215 258V257H208L209 250L211 249V245L208 243L209 240L207 239V236L203 237L200 235L196 230H194L193 226H191L189 223L185 224L183 227ZM140 231L138 230V233ZM136 235V237L140 236L141 234ZM94 237H96L99 241L103 242L104 248H101L103 252H111L115 253L117 252L119 246L114 245L113 243H106L105 237L100 235V232L97 230L94 231ZM135 236L133 239L136 238ZM141 239V238H140ZM113 244V245H112ZM118 247V248H116ZM158 264H164L163 262H160Z\"/></svg>",
    "mask_w": 264,
    "mask_h": 264
}]
</instances>
